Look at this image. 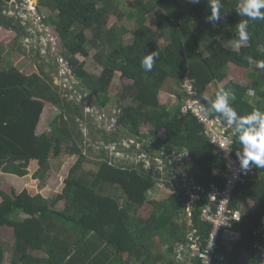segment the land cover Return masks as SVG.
Masks as SVG:
<instances>
[{
    "label": "trees",
    "instance_id": "16d2710c",
    "mask_svg": "<svg viewBox=\"0 0 264 264\" xmlns=\"http://www.w3.org/2000/svg\"><path fill=\"white\" fill-rule=\"evenodd\" d=\"M10 2L0 0V27L14 31L16 40L32 37L22 18L8 13ZM243 2L222 0L221 19L213 24L206 22L211 14L208 0L198 4L191 0H135V9L129 14L136 24L134 29L109 26L112 14L118 21L123 18L116 0H38L37 5L41 21L55 29V40L61 44L57 59H64L78 83L97 98L98 107L103 109L111 101L110 86L116 75L132 80L119 94L121 113L112 140L120 135L129 139L126 132L132 135L134 145L149 139L138 154L146 151L152 158L163 145L188 153L186 167L200 187L191 229L197 231L203 247L212 225L201 219V212L209 201L211 184L224 185L226 165L224 156L214 152L198 117L183 111L184 86L194 80L199 97L210 111L216 95L208 101L204 95L210 84L220 82L224 83L221 88L235 91L232 106L238 114L264 111V69L257 67L258 61H264V21H247L251 39L237 46L238 24L247 19L237 13ZM42 8L54 14L43 16ZM91 48L103 68L99 76L90 73L79 57H91ZM153 51H158L159 57L152 71L146 72L141 60ZM245 56H250L252 63ZM233 64L245 69L247 80L229 78ZM162 92L177 97L174 109L161 103ZM251 95L256 96V105L251 103ZM47 107L58 109V113L50 131L39 133ZM77 115L85 117L82 108L69 103L41 73L26 74L14 66L0 70V176L12 185L19 184V177L27 180L30 174L39 181L34 191L24 187L20 192L17 186L0 183V228L11 227L14 234L11 256L0 238V264L6 256L11 259L8 264H183L182 259L176 260L178 249L191 258V264H202L186 247L185 189L176 187L168 198L151 200L150 191L163 175L155 162L152 172L140 163L114 164L107 150L100 152L98 166L85 168L88 154ZM143 124L151 126L147 135L142 132ZM161 129L165 138L158 135ZM230 130L233 152L242 151ZM102 133L109 141L108 133ZM63 153L70 156L61 171L62 186L45 195L40 190L48 179L51 162ZM173 168L167 164L166 171L176 182L175 177L183 175ZM215 168L222 170L219 176L214 174ZM256 170L254 178L237 183L233 199L234 207L240 208L247 200L253 202L255 210L243 212L242 219L234 223V229L241 233L234 245L219 239L217 253L226 260L214 258L211 264H264V169ZM61 201L65 203L63 209L57 207ZM148 202L154 204V210L147 218L135 214ZM21 213L31 217L21 218ZM155 238L166 246L167 252L160 256L153 251Z\"/></svg>",
    "mask_w": 264,
    "mask_h": 264
},
{
    "label": "rangeland",
    "instance_id": "374dc122",
    "mask_svg": "<svg viewBox=\"0 0 264 264\" xmlns=\"http://www.w3.org/2000/svg\"><path fill=\"white\" fill-rule=\"evenodd\" d=\"M116 3L120 11L123 12V18L122 20L118 21L117 16L112 14L109 18V26L112 24H118L125 25L130 29H134L136 24L134 21H130L129 14L135 9V0H116ZM37 5L38 0H23L22 3L18 0H11L9 3L8 13L12 16H20L23 20L22 24L25 26L27 33H30L32 37L26 36L16 40V34L14 31L0 27V70L6 66H14L26 74L41 73L46 81L53 86L54 90L61 93L63 97H66L69 100V103H73L74 106L77 104L80 108H82L85 117L81 118L79 115H77L76 119L79 122V128L85 139L84 150L88 154V160L84 163L85 168L98 166L99 162L102 160V155L100 153L102 150H107L110 160L116 163L131 164V159L128 157H133L134 163L139 164V161H143V164L141 165H145L147 168H149L150 164L149 161L146 160L147 158H141L143 153L146 151H143L142 154H138V150L141 149V145H145L149 139H145V142L140 143L141 145H134L133 142L135 141L132 138V135L126 131V134L130 137L129 139H123L121 138V135L119 136V139H116V141L111 139V137L113 138L112 132L116 128L115 122L117 116L121 113L120 107L122 106V103L118 100L119 94L122 92L125 84L132 82V80L127 81L126 79L121 78L119 75H116L110 86L111 101L103 109L98 107L97 98L92 97L90 92L86 91L84 87L78 83L79 81H77L76 78L71 74V71L64 59L61 57L57 59V54L61 51V44L55 40V29L45 26L41 21L37 11ZM41 11L43 16L54 14L51 10L45 8H42ZM16 22L18 21H13L14 24H16ZM87 34L88 37L92 38L93 34L91 32H87ZM90 52L91 57L89 58H83L82 56L79 57L85 61L86 69L90 73L99 76L101 75L103 68L94 59L93 55L95 50L91 48ZM238 69L245 71V69L241 67ZM233 77L234 76L231 75L230 78L233 79ZM160 99L161 103L167 105L168 108H172V100H169L173 99L171 96L168 94L165 95L162 92V94H160ZM57 113L58 109H51L49 107L46 108L43 120L38 128L39 133L50 131L51 123ZM150 130V125H142L143 134L147 135ZM102 131H106L111 140H104L102 138ZM158 135L161 138H165V130L161 129ZM127 141H129L131 145L130 151H128V148L124 146L127 145ZM132 146H135V149H133ZM127 152L130 153L128 154ZM156 153L159 154V151ZM69 156L70 155L63 153L61 156L56 157L51 162V169L48 172V179L45 182L43 189L40 190L45 191V195H49L51 192L55 193L61 188L63 177L61 171ZM174 169L175 168L172 170ZM32 176L33 174L28 175L27 180L25 178L22 179L19 177V184H17V182L16 184H13L14 186L6 178L0 176V183H6L7 185L10 184L13 188L17 186L15 188L18 192L22 191L24 187H31V190L34 191L37 188L35 186V182L39 183V181H35ZM171 181L172 180L168 177V173H166V175L163 174L156 186L159 195L157 196L156 192L155 194L150 193L149 198L151 200L155 199L156 201L168 198L177 187V184L175 182L171 183ZM64 205V201H61L57 207L59 209H63ZM247 208L250 210L253 209L252 203H250V201ZM153 210L154 204L148 202L142 207H139L135 214L142 218H147ZM183 221L187 223V217L185 215L183 217ZM0 238L8 249V255L11 256L14 243L13 228L8 226L1 227ZM153 248L155 253L160 251L167 252L165 243L161 240L157 241V244L153 245ZM262 252L264 255V249ZM37 255L40 256L43 254L41 252H37ZM9 256H6L4 264L10 263L11 259ZM179 256L180 253L177 251V254L175 255L176 260L177 258H181L183 259V264H187V259L185 260V258Z\"/></svg>",
    "mask_w": 264,
    "mask_h": 264
},
{
    "label": "built area",
    "instance_id": "2783aa9c",
    "mask_svg": "<svg viewBox=\"0 0 264 264\" xmlns=\"http://www.w3.org/2000/svg\"><path fill=\"white\" fill-rule=\"evenodd\" d=\"M184 87L186 100L183 111L186 113L192 112L198 117L203 125L204 134L214 145V152L222 154L225 158L226 171L223 172V175L226 181L222 186L216 183L211 184L209 201L201 212L202 220L212 225L206 245L203 247V242L196 236V230L189 229L187 233L188 243L186 247L193 251V255H197L201 259L202 264H211L214 258L221 261L226 260L225 255L217 253L220 238H223L227 245H234L240 238L241 233L239 230L234 229V223L241 220L242 212L233 206L234 191L238 182L244 183L249 177L254 178L257 170L255 167H251L246 173L241 171L240 162L236 153L233 152V135L230 127L219 116L212 117L205 111L206 107L199 97L194 80H188ZM167 156L169 164H173L178 168H182L186 164L187 157L185 158V155L180 152L173 151ZM141 158L150 159L151 155L145 152ZM154 160L157 162L160 171L167 172L166 163L161 156H156ZM214 174L219 175L220 173L215 171ZM199 190L200 187L197 186L196 189L189 192L190 203L187 207L189 217L192 216L191 204L196 201L197 191ZM24 217H28V215H24ZM192 225V222L189 221V226Z\"/></svg>",
    "mask_w": 264,
    "mask_h": 264
},
{
    "label": "clouds",
    "instance_id": "9594fccd",
    "mask_svg": "<svg viewBox=\"0 0 264 264\" xmlns=\"http://www.w3.org/2000/svg\"><path fill=\"white\" fill-rule=\"evenodd\" d=\"M191 2L198 4L200 3V0H191ZM208 3L211 9V14L206 17V22L211 21L213 22V24H215V22L221 19L222 0H208ZM262 9H264V0H244L243 6L238 7L237 9L238 15H240L241 17H246L247 19L238 24L237 46L241 44H245L251 39V35L247 30L248 29L247 21H264V11H262ZM157 57H159L158 51L150 52L141 60V67L146 72L152 71L154 62L156 60L155 58ZM244 59L247 60L249 63H252V59L250 56H245ZM257 67L264 69V61H258ZM236 98H237L236 93L233 89L228 88L227 90H225L224 88H220L216 93L215 99L211 101V111L209 109H205V111L210 114L211 113L219 114V116L222 117L224 121H226L227 125L230 128H232L233 134L237 137L238 143L242 145V151H236V156L240 162V169L242 172L246 173L251 167L264 169V111L254 110L252 113L247 115L238 114V112L232 106ZM183 108L184 106H182V109ZM133 143L135 144V142ZM126 144L127 145L124 146H126V148H128L129 151L131 148L130 142L127 141ZM140 148H142V145ZM158 151L159 154L157 153L154 154V158L158 155L161 156L164 159L167 167V164H169L167 155L176 150L169 149L167 148V146L163 145ZM127 153L129 154L130 152ZM180 153L184 154L185 158L187 157L186 158V164H187V161L189 160L188 153L187 152H180ZM148 154L150 153L148 152ZM128 158L131 159L130 162H133L134 159L133 157H128ZM154 158L151 157L150 159H146L149 161L150 167L148 169L151 170V172L153 171L152 170L153 161L155 162L156 166H158ZM141 162L143 163V161H139L138 163H140L141 165ZM110 163L119 164L118 162L116 163L111 160ZM186 164L182 166V168H178L172 164L175 167L176 173L182 174L183 177L178 179L176 176L175 177L176 182L171 181V183L175 182L177 184V188L185 189L186 199H185L184 214L187 217L186 224L189 225V221H191L193 224L192 216L189 217L187 215V207L189 206L190 203L189 192L196 189L198 184L191 177V174L188 168L186 167ZM166 173L167 172H164L163 174L166 175ZM179 183H181L182 185ZM188 184L190 187L188 186ZM198 193L199 191H197V195ZM194 203L191 204L192 212H193ZM235 208L239 209L242 212V217H243L242 209L237 207ZM24 215H28V217H24ZM20 217L26 219V218H30L31 216L27 213H21ZM192 227L193 225L187 228V233L189 229H191ZM182 251L178 249L179 253Z\"/></svg>",
    "mask_w": 264,
    "mask_h": 264
},
{
    "label": "crops",
    "instance_id": "0c3cea01",
    "mask_svg": "<svg viewBox=\"0 0 264 264\" xmlns=\"http://www.w3.org/2000/svg\"><path fill=\"white\" fill-rule=\"evenodd\" d=\"M239 67L238 66H236V65H231L230 67H229V73H230V76H229V78L231 77V75H233L234 77H233V80L234 81H236V82H241V81H244V80H247L245 77H244V75H243V70H239L238 69ZM224 85V83L223 82H220V83H215V84H210V88H209V91L208 92H206L205 93V95H204V99H206L207 101L210 99V97L211 96H214V95H216V93H217V91L219 90L218 89V87L219 88H221L222 86ZM162 94V93H161ZM163 94H165L166 95V93H164L163 92ZM256 96H254V95H251L250 96V101H251V103H253L254 105H256V101H255V98ZM171 98H173V99H169V100H172V108H169L170 110H172V109H174V106L178 103V101H176L177 100V97H175V96H171ZM161 100V99H160ZM166 133V132H165ZM189 156V155H188ZM215 171H218L219 173H221L220 171H222V170H220V168H215L214 169V172ZM219 176V175H218ZM159 186V185H158ZM157 187L155 188V190L154 191H150V193L151 194H155V192H156V195L158 196L159 195V193L157 192ZM250 203H252V206H253V209L252 210H250L249 208H247V206H248V204H249V201H247V200H245V201H243V203H241V209H242V211L244 212V213H248V212H252V211H254L255 210V206H254V204H253V202L252 201H250ZM183 223L185 224V226H186V229L187 228H189V225L188 224H186L184 221H183ZM155 240V241H154ZM153 242V244L154 245H156L157 244V241H160V239L159 238H155V239H153L152 240ZM154 249V248H153ZM159 249V248H158ZM161 253H162V251H160V252H158V253H155V254H157L158 256H160L161 255ZM181 254H180V256L179 257H183V258H185V259H187V264H191V258L190 257H188V255L185 253V252H180ZM181 259V258H180ZM183 260V259H182ZM158 264H161L160 262H158Z\"/></svg>",
    "mask_w": 264,
    "mask_h": 264
},
{
    "label": "water",
    "instance_id": "95a60500",
    "mask_svg": "<svg viewBox=\"0 0 264 264\" xmlns=\"http://www.w3.org/2000/svg\"><path fill=\"white\" fill-rule=\"evenodd\" d=\"M141 164H143V163L141 162Z\"/></svg>",
    "mask_w": 264,
    "mask_h": 264
}]
</instances>
